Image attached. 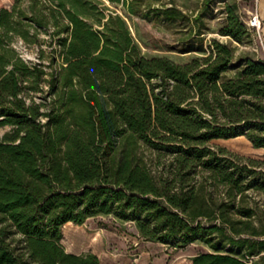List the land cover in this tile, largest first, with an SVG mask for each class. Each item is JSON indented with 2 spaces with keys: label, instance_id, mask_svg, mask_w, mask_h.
Masks as SVG:
<instances>
[{
  "label": "trees",
  "instance_id": "16d2710c",
  "mask_svg": "<svg viewBox=\"0 0 264 264\" xmlns=\"http://www.w3.org/2000/svg\"><path fill=\"white\" fill-rule=\"evenodd\" d=\"M236 8L219 33L242 41ZM138 15L187 14L171 0L0 7V264H102L61 244L63 224L95 215L175 248L207 245L191 264H264V224L247 195L264 197V160L210 144L243 135L264 149V60L216 39L184 63L148 57L129 25ZM15 41L36 46L39 61Z\"/></svg>",
  "mask_w": 264,
  "mask_h": 264
},
{
  "label": "rangeland",
  "instance_id": "374dc122",
  "mask_svg": "<svg viewBox=\"0 0 264 264\" xmlns=\"http://www.w3.org/2000/svg\"><path fill=\"white\" fill-rule=\"evenodd\" d=\"M171 1L187 14L184 19L166 22L162 17L145 18L138 15L132 17L133 24L129 21L132 35L144 55L167 56L177 63H184L193 56L207 54L210 42L216 39L231 44L237 55L246 52L254 59L264 60V0H225L212 3L206 10H203V0ZM9 4L10 0H0V7ZM233 5H236V13L249 32V36H244L242 41L219 33L225 22L226 7ZM202 11L203 15L197 16ZM254 14L259 16V28H250L246 24ZM14 45L27 61H39L36 46L20 41H15ZM8 130L9 126H0V137ZM210 144L226 147L241 156L264 160V149L253 147L243 135L213 139ZM141 152L146 159L153 158L147 148L142 147ZM169 157L165 155L161 160ZM247 195L250 202L257 204L256 220L264 224V197L255 191H248ZM61 230V244L66 252L94 253L102 264H191L195 254L210 250L199 241L175 248L170 244L146 240L140 236L133 221L119 220L112 215L90 216L82 224L66 222ZM18 237L14 236L15 239ZM227 249L228 246L224 248ZM229 250L238 256L243 254L237 247Z\"/></svg>",
  "mask_w": 264,
  "mask_h": 264
},
{
  "label": "built area",
  "instance_id": "2783aa9c",
  "mask_svg": "<svg viewBox=\"0 0 264 264\" xmlns=\"http://www.w3.org/2000/svg\"><path fill=\"white\" fill-rule=\"evenodd\" d=\"M247 26L250 28H259L260 20L258 14L252 15L249 20L246 22Z\"/></svg>",
  "mask_w": 264,
  "mask_h": 264
},
{
  "label": "crops",
  "instance_id": "0c3cea01",
  "mask_svg": "<svg viewBox=\"0 0 264 264\" xmlns=\"http://www.w3.org/2000/svg\"><path fill=\"white\" fill-rule=\"evenodd\" d=\"M99 257V256H98Z\"/></svg>",
  "mask_w": 264,
  "mask_h": 264
}]
</instances>
